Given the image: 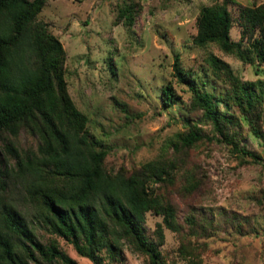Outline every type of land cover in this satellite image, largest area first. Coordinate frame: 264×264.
Returning a JSON list of instances; mask_svg holds the SVG:
<instances>
[{"label":"trees","instance_id":"obj_1","mask_svg":"<svg viewBox=\"0 0 264 264\" xmlns=\"http://www.w3.org/2000/svg\"><path fill=\"white\" fill-rule=\"evenodd\" d=\"M46 1L0 0V264H76L56 239L38 238L36 223L65 238L93 264H104L105 257L119 260L124 244L144 255L143 264H169L159 248L164 228L175 232L182 264H203L208 244L201 238L220 228L238 234L255 230L249 215L225 207H192L181 222L175 204L160 192L179 172L183 194L201 185L184 156L209 134L189 113L184 130L155 157L130 169L106 164V147L88 130L87 115L69 94L62 42L37 17ZM135 6H121L116 21L131 25ZM234 20L240 26L237 40L230 36ZM192 40L199 46L214 42L244 62L261 64L264 2L239 5L236 16L227 0L201 5ZM205 60L206 67L187 70L175 57L173 74L192 91L188 106L199 111L219 141L241 156H259L239 139L245 124L264 145V79L240 78L212 52ZM213 76L225 85L217 87ZM158 96L163 107L181 102L170 83L159 87ZM20 134L30 138L28 144L19 142ZM11 181L29 202L32 219L4 199ZM147 212L161 216L156 239L145 232Z\"/></svg>","mask_w":264,"mask_h":264},{"label":"rangeland","instance_id":"obj_2","mask_svg":"<svg viewBox=\"0 0 264 264\" xmlns=\"http://www.w3.org/2000/svg\"><path fill=\"white\" fill-rule=\"evenodd\" d=\"M221 1L47 0L37 17L46 22L62 42L69 94L87 115L88 130L106 147V164L130 169L155 157L175 133L184 130L183 118L190 114L209 134L204 142L188 148L184 156V165L195 168L201 185L183 194L179 172L173 185H161L159 190L175 204L181 222L192 207L202 205L239 211L254 222L255 230L245 234L220 228L209 238H201L208 244L201 253L203 264H264V145L245 124L240 144L256 150L259 156H241L230 145L219 141L220 138L212 134L210 124L199 118V111L188 106L192 91L187 83L173 74L176 56L183 68L195 70L206 67L205 56L212 52L228 62L240 78L264 79V62L259 65L244 62L235 54L224 52L214 42L203 46L193 42L201 5ZM262 2L264 0H227V6L236 16L239 5ZM129 3L136 4L133 23L116 21L119 8ZM230 36L234 40L240 37V26L235 20ZM214 78L217 87L225 85ZM164 82L172 84L180 95L179 105L162 106L158 93ZM18 139L24 145L30 140L24 134ZM4 199L13 202L27 219L33 218L29 202L14 182H9ZM157 221H161L160 215L147 212L143 222L146 234L154 239ZM35 229L44 242L56 239L76 264H93L62 236L41 228L38 223ZM178 246L175 232L164 228L159 248L168 255L169 264L185 261L178 254ZM121 256L113 261L105 257L104 264L144 262V255L127 244L122 246ZM32 264L41 263L32 261Z\"/></svg>","mask_w":264,"mask_h":264}]
</instances>
